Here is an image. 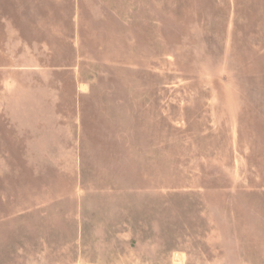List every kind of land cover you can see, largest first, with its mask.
I'll use <instances>...</instances> for the list:
<instances>
[{
	"label": "rangeland",
	"instance_id": "1",
	"mask_svg": "<svg viewBox=\"0 0 264 264\" xmlns=\"http://www.w3.org/2000/svg\"><path fill=\"white\" fill-rule=\"evenodd\" d=\"M0 264H264V0H0Z\"/></svg>",
	"mask_w": 264,
	"mask_h": 264
}]
</instances>
